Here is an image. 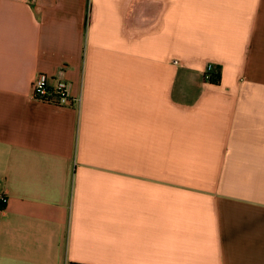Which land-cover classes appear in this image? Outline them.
<instances>
[{"label": "crops", "instance_id": "crops-1", "mask_svg": "<svg viewBox=\"0 0 264 264\" xmlns=\"http://www.w3.org/2000/svg\"><path fill=\"white\" fill-rule=\"evenodd\" d=\"M0 196V264H264V0H0Z\"/></svg>", "mask_w": 264, "mask_h": 264}, {"label": "built area", "instance_id": "built-area-1", "mask_svg": "<svg viewBox=\"0 0 264 264\" xmlns=\"http://www.w3.org/2000/svg\"><path fill=\"white\" fill-rule=\"evenodd\" d=\"M214 66L209 63L206 67V79L213 71ZM32 98L60 107L76 106L80 103V97L72 94L71 83L59 76L44 72L38 73L32 84ZM6 197L0 196V203H5Z\"/></svg>", "mask_w": 264, "mask_h": 264}, {"label": "trees", "instance_id": "trees-1", "mask_svg": "<svg viewBox=\"0 0 264 264\" xmlns=\"http://www.w3.org/2000/svg\"><path fill=\"white\" fill-rule=\"evenodd\" d=\"M221 80V70L220 69H213L209 73V78L208 81L211 83H219ZM69 264H85V263H80V262H70Z\"/></svg>", "mask_w": 264, "mask_h": 264}]
</instances>
